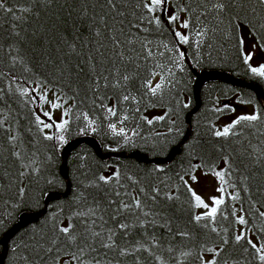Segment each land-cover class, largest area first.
Wrapping results in <instances>:
<instances>
[{
  "label": "trees",
  "instance_id": "obj_1",
  "mask_svg": "<svg viewBox=\"0 0 264 264\" xmlns=\"http://www.w3.org/2000/svg\"><path fill=\"white\" fill-rule=\"evenodd\" d=\"M149 2L132 0L121 8L125 16L113 19L102 7L103 0H0L4 4L0 8V258L4 236L25 214L43 210L49 195L67 192L61 168L68 143L92 138L104 155L138 153L165 159L191 128L187 143L166 165L120 157L106 161L87 145L72 152L67 160L70 193L49 204L41 221L10 242L5 264H206L210 260L264 264L259 260L264 250L256 253L246 240L234 239L243 232L248 239L252 235L258 246L264 245V217L259 215L264 212V166L256 163L264 157V108L250 90L211 83L204 85L200 107L191 115L198 105L195 84L204 71H222L247 83H260V75L245 62L240 28L245 26L264 44V18L251 14L214 18L215 11L198 7L197 0H168L174 14L189 22L188 43H182L175 36L177 24L169 23L164 6L149 12L142 6ZM189 5L196 9L194 13L181 11ZM113 35L121 41L118 49L113 47ZM128 39L131 45L125 42ZM73 44L75 52L69 47ZM149 50L151 56H147ZM118 51L133 61L121 62ZM77 64L83 71L76 70ZM93 65L109 82L114 68L134 76L126 87H104L101 80L97 89L90 75ZM155 76L163 79L152 95L142 85L147 80L152 84ZM35 86L51 90L67 106V123L57 133L37 120L40 116L29 92ZM261 89L264 92V86ZM128 92L136 99L123 101L120 97ZM104 96L110 99H104L102 107L99 97ZM232 100L254 106L260 119L251 126L242 122L234 130L237 135L217 137V124L230 112L227 103ZM109 107L116 115L107 111ZM111 124L116 126L115 133ZM121 128L124 135H117ZM224 157L235 169L226 171L225 203L216 206L214 223L196 222L201 207L195 206L187 191L188 180L196 170L210 175L226 170ZM101 176L109 182L100 180ZM243 176L248 179L242 180ZM154 188L159 189L156 200L151 199L156 195ZM165 193L174 199H167ZM237 195L239 199H232ZM133 197L140 199L142 209L135 207ZM125 203L128 209L122 207ZM240 216L245 225L237 222ZM120 224L128 227L121 229ZM63 227L77 237L75 242L60 232ZM212 227L217 231H211ZM182 232L188 235L178 234ZM73 254L81 260L71 259Z\"/></svg>",
  "mask_w": 264,
  "mask_h": 264
},
{
  "label": "snow or ice",
  "instance_id": "obj_2",
  "mask_svg": "<svg viewBox=\"0 0 264 264\" xmlns=\"http://www.w3.org/2000/svg\"><path fill=\"white\" fill-rule=\"evenodd\" d=\"M168 0H150L149 3H143L142 6L144 8H147L149 12H154L155 9L157 8H161L162 6H166ZM128 3H132V0H103V4L102 7H107L109 14L112 15V18L115 19L116 17H124L125 16V12L121 10V8L128 4ZM210 5V8L208 7ZM137 7L141 6L140 4L136 5ZM197 6L198 7H202L205 8L207 12H211V11H215V17L217 18L221 15L224 14H229L231 19H238L241 15H243L245 18H247L248 15H257V16H262V18H264V0H197ZM0 8H4V4L0 3ZM261 9V11H257V9ZM181 11H190V12H195L196 9L192 8L191 5H189V7L187 9H181ZM71 14V13H70ZM205 14V13H202ZM179 19V16L176 14L170 15L168 17V21L169 23H174ZM195 19L197 21H199L200 16L197 15L195 17ZM102 22L105 23V26L107 27L106 21H103V18H101ZM150 23L152 22L151 20L149 21ZM119 23L121 25H123L124 21L121 19L119 21ZM155 23L157 25H160L161 21L159 20L158 17L155 18ZM136 27H138V25H136ZM182 28L187 29L189 27V22L188 21H183L181 24ZM120 33L123 34V28L121 27L119 29ZM96 36H100L101 33L99 30L96 31ZM198 34H202V33H198ZM175 36L179 38V40L182 43H188V37L186 35H182L181 32L176 31L175 32ZM112 43H113V47L114 48H120L121 46V41L120 39L117 38V36L113 35L111 37ZM127 44L131 45L133 43V41L131 39H128L125 41ZM73 52H75V45H70L69 46ZM144 47H146V45H144ZM96 51L98 53H100L101 56H104L103 52H100V48H97ZM130 51H136L135 49H130ZM116 55L119 57L120 61H129L132 62L133 61V57L131 56H125L123 51H118L116 53ZM152 52L149 50L147 53V56H151ZM184 53H180V56L183 57ZM139 57L137 56V59ZM251 55H246L245 56V62L247 63L250 59H251ZM90 61L92 59L91 56H89L88 58ZM102 62V61H100ZM136 68H139V65H135ZM76 70L79 71H83V69L80 67L79 64H77L75 66ZM251 71L254 74H258L260 76H264V65H261L260 67L256 68L253 67L251 68ZM154 74V73H153ZM90 75L92 76L93 79V83L95 88H100L101 84L100 81L103 80L104 81V87H113V88H121V87H126L127 83L129 81H131L133 79L134 74L129 73L127 70L123 73L120 72L119 68H114V78L113 81L109 82V77L107 75H104V73H99L97 74L95 72V65H93L92 70L90 72ZM135 75H138V73H135ZM121 81L124 82V84H121ZM145 87H148L151 91L152 95H156L157 91L161 88V84H156L154 87H151V81L147 80V84L146 85H142ZM27 91V90H25ZM101 99V106L103 107V100L104 99H110V97L104 96V97H99ZM120 98H122L123 101H129L131 100H135L136 97L132 95L131 92H128L127 94H123ZM39 99L41 101L44 102H48L47 101V97L46 94L41 95L39 97ZM57 99H59V97H57ZM51 107L53 109H57L60 108L61 105L58 102H52L51 103ZM138 110V109H137ZM107 111L112 114V115H116L115 109L114 108H107ZM65 115H67V112L64 113ZM44 116L48 117L49 119H51V115L48 112H44L43 113ZM124 119H127V116L124 117ZM260 119V117L253 113V114H248V115H241L239 117H237L236 120H234L230 125H227L223 128V130L221 131H215L214 135L217 137H228L230 134L231 135H237V133L234 131L237 126L241 125L242 122H248L249 126L252 125L253 122H256ZM37 120L40 123L44 124L45 128H52L54 125L53 123H44L43 121H40V118L37 117ZM67 121H64L63 123H59V124H55V127L59 130V129H63L66 125ZM149 123H151V121H149ZM109 127L113 130V132L115 133V129L116 126L115 124H111L109 125ZM117 135H124V129L121 128L119 133H116ZM241 135L243 133H240ZM261 135H264V133H261ZM46 139H52V136H46ZM60 140H63V136L59 137ZM248 156L251 157L252 153H248ZM224 162L226 165H228V168L226 170H222V171H214L213 174L220 180V187L217 189L218 192L220 193H224L225 188H224V184H225V175H226V171L231 172L234 171V167L232 166V161L229 160V158L224 157ZM257 164H260L261 166H264V157H260L257 158L256 161ZM194 167H198V166H194ZM100 180L104 181L105 183H108V179H106L104 176H101L99 178ZM129 179H132L131 177H129ZM191 179L193 181L197 180V177L195 175L191 176ZM248 177L247 176H243L242 180H247ZM187 183V182H185ZM247 190V189H245ZM141 192L144 191L143 188L140 189ZM187 191L191 193L192 197L194 198L196 204V207H203L204 209H209V205L207 203L204 202V200L196 194V192L191 188V186H187ZM153 192L156 193V195L151 196L152 200H156L157 196L159 195V189L154 188ZM117 195H119V193H117ZM165 196L167 199L172 200L174 199V197L171 194L165 193ZM232 199H239V196H233ZM133 200L135 201V207L136 208H141L142 209V204L141 201L138 197H133ZM225 201L223 199V197L217 198V197H213L212 198V204L215 205L213 207L210 208L209 211L203 213L202 215H196L194 217L196 222H200L201 220H209V223H214L215 222V218L218 212V207L219 205L224 204ZM122 207L124 209H128L130 206L128 204H123ZM253 207H255V205L253 204ZM242 210V209H241ZM233 216L236 215V211L233 210L231 213ZM144 215L147 216L149 215L148 212H144ZM259 215L261 217H264V212H259ZM226 218V217H225ZM239 224L241 225H245L247 223V221L245 220V218L243 216L238 217V221ZM119 227L121 229H126L128 227V225L126 224H120ZM204 227H209V224H205ZM211 231L216 232L217 229L215 227L211 228ZM60 232L65 234V236L67 237L69 242H75L77 237L70 233L69 228L68 227H63L60 229ZM181 236H187L188 233H178ZM94 235L98 236L99 233H94ZM109 239H111V237H109ZM154 239V237H153ZM235 241L237 243H239L241 240H246L247 244L251 246L252 249L255 250L256 253H261L262 250H264V245L258 246L257 243H254L251 239H248L247 236L245 235V233L241 232L240 234L235 235L234 237ZM53 243H55V241H53ZM223 244H227L228 241L227 240H222ZM90 247V245H89ZM222 250V249H221ZM49 251H51V249H49ZM79 251L81 253L84 252V248H80ZM207 251L209 252H214L216 251L215 249H207ZM245 251H248V249L246 248ZM216 254L219 255V251H216ZM71 259L73 260H81L80 256H77L76 254H73ZM259 260L264 262V254L259 255ZM206 264H216L215 260H210L207 261ZM224 264H227V261H224Z\"/></svg>",
  "mask_w": 264,
  "mask_h": 264
},
{
  "label": "rangeland",
  "instance_id": "obj_3",
  "mask_svg": "<svg viewBox=\"0 0 264 264\" xmlns=\"http://www.w3.org/2000/svg\"><path fill=\"white\" fill-rule=\"evenodd\" d=\"M164 8L165 13L168 17L174 14L173 9L168 2L166 6H164ZM183 21H185V18L179 16V19L176 21V24L178 31L181 32L182 35H185L186 29L181 27ZM240 31L244 54L245 56L250 54L252 57L249 60L251 67L258 68L261 65H264V56L261 55L260 50L257 48V42L252 37L249 30L245 26H241ZM162 79L163 78L161 76H155L151 84L152 87H154L156 84L162 83ZM29 92L35 99L37 112L41 120L44 123H53L54 125L52 128L46 129L51 131V133H57V131L59 130L55 127V124L63 123L66 117L64 113L66 112L67 106L63 104V101L61 99H57V96L51 90L35 86L31 88ZM44 94H46L48 101L47 103L39 99V97ZM52 102H58L61 107L53 109L51 107ZM227 105L230 108V112L218 122V131L223 130L225 126L230 125L234 120L237 119V117L241 115H248L253 113L256 114V109L254 106L239 104L236 102V100L228 102ZM44 112L50 113L51 119L44 116ZM193 175L197 177V180L193 181L191 177L189 178L188 181L190 183L191 188L196 192L197 195H199L204 200L205 203L209 205V209H204L203 207L199 209V214L202 215L203 213L209 211L211 207L215 206L212 204V198L223 197V193L217 191V189L220 187V180L215 175L206 174L201 170H196ZM250 238L254 242H257L252 235H250Z\"/></svg>",
  "mask_w": 264,
  "mask_h": 264
},
{
  "label": "water",
  "instance_id": "obj_4",
  "mask_svg": "<svg viewBox=\"0 0 264 264\" xmlns=\"http://www.w3.org/2000/svg\"><path fill=\"white\" fill-rule=\"evenodd\" d=\"M211 83H223V84L230 85L236 89L250 90L256 94L257 99L259 100L260 104L262 105V107H264V92L258 84L253 83V82L247 83L244 80L233 77L230 73H226V72H222V71H204L201 74L200 78L196 81V84H195L196 100L198 102V105H197V108L194 110V112L191 115H194L200 107V103H199L200 102V94H201V91H202L204 85L205 84H211ZM191 115L188 118L189 124H190ZM190 133H191V128L189 127L188 135L186 136V138L182 141V143L179 146L174 148L170 152L169 156L166 157L165 159H148L147 157L142 156L138 153H134L131 155H124V154L104 155L101 152L100 147L97 144V142L92 138H80V139H76V140L68 143L64 147L63 152H62L63 165L61 168L62 176L67 183V188H68L67 192L65 194L54 193V194L49 195L46 199L45 206H44L43 210H41L39 212H31V213L25 214L21 218L20 222L18 224H16L4 236V238L2 240L3 252H2L1 258H0V264H5V262H6L10 242L23 229H25L31 225L37 224L39 221H41L42 218L47 213V209H48L49 204H51L52 202H54L60 198L67 197V195L70 193L71 184H70L69 177H68L67 160H68V158L72 152H74L75 150H77L78 148H80L84 145H87L90 148H92L98 154V156L100 158H102L103 160H106V159L111 158V157H120V158L138 159V160H140L146 164L150 163L153 165H166V164L170 163L179 154L181 147L187 143L189 136H190Z\"/></svg>",
  "mask_w": 264,
  "mask_h": 264
},
{
  "label": "flooded vegetation",
  "instance_id": "obj_5",
  "mask_svg": "<svg viewBox=\"0 0 264 264\" xmlns=\"http://www.w3.org/2000/svg\"><path fill=\"white\" fill-rule=\"evenodd\" d=\"M256 42H257V48L260 50L261 55L264 56V44L260 43L259 41H256ZM259 82L260 83L258 85L260 87H263L264 86V76L259 77Z\"/></svg>",
  "mask_w": 264,
  "mask_h": 264
},
{
  "label": "bare ground",
  "instance_id": "obj_6",
  "mask_svg": "<svg viewBox=\"0 0 264 264\" xmlns=\"http://www.w3.org/2000/svg\"><path fill=\"white\" fill-rule=\"evenodd\" d=\"M107 161V160H106ZM68 165V164H67Z\"/></svg>",
  "mask_w": 264,
  "mask_h": 264
}]
</instances>
